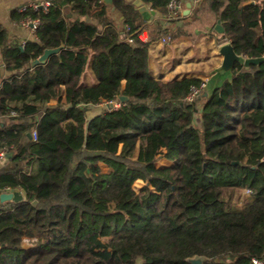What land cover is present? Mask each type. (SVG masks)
Returning <instances> with one entry per match:
<instances>
[{"label":"trees","instance_id":"trees-1","mask_svg":"<svg viewBox=\"0 0 264 264\" xmlns=\"http://www.w3.org/2000/svg\"><path fill=\"white\" fill-rule=\"evenodd\" d=\"M141 1L168 11L169 0ZM206 1L237 54L264 55V0ZM114 5L123 25L138 30L131 42L103 0H50L46 10L13 11L40 20L37 41L23 47L0 25L10 71L4 75L0 63V153L11 152L0 168V192L24 193L0 203V264L264 258V62H236L209 96L188 100L203 79L154 76L151 41L139 36L143 28L158 38L181 32L144 23L130 2ZM60 44L45 63L30 65ZM86 70L95 81L80 82ZM38 92L46 101L39 115L2 116L9 96ZM99 104L108 107L88 117ZM239 188L249 194L232 206L224 193ZM24 238L34 240L25 245Z\"/></svg>","mask_w":264,"mask_h":264},{"label":"crops","instance_id":"crops-1","mask_svg":"<svg viewBox=\"0 0 264 264\" xmlns=\"http://www.w3.org/2000/svg\"><path fill=\"white\" fill-rule=\"evenodd\" d=\"M42 1H46V0H0V25L5 29L6 36L12 43H16L20 47H23L24 44L28 41H37L36 32L32 31L30 27L26 25H22L20 23V20L22 18L20 16L16 15V17H12V15H13V11L15 10L17 12H20L19 8L24 4H28L30 2H42ZM125 1L129 2L127 0ZM190 1H191V6L187 8L186 4ZM180 2L183 4L181 16L167 23L164 21V14L160 10L153 9L149 5L143 3L147 6L149 11L153 10V13H151L150 18L148 20H145L142 17V15L139 13L137 8L131 2L130 3L136 8L138 13L141 15L144 23L151 24V26H154L156 25L157 22L158 23L160 22L161 24L163 23V27H170L171 29H174L181 27L183 25L182 23H186L189 17H191L195 13V9H196L195 8L196 4H194L192 0H180ZM106 6L109 9L110 16L115 21L116 26L119 28L123 27L124 26L123 20L120 12L116 9L114 5V0H112L111 6H108L107 4ZM63 12L66 18L72 19V17H74L70 6L68 12H65L64 10ZM83 19L95 22V20L92 17L84 16ZM185 26H186L185 27L186 33L190 34V29L187 28L188 25L186 24ZM141 32L151 41L150 70L154 76L161 75L164 79H169L184 74V75L198 76L203 79V77L200 75L201 73L193 69H190L189 68L191 66L190 62L185 61V59L186 58L188 59V56H190L189 53L191 49L189 47V44L185 48L186 51H183V53L181 52V56L183 58L173 63V65L169 64L170 67L168 65V59H171L170 58L171 55L180 50V46L178 43H183V42L186 43L188 41L187 38H184L183 35L184 32H181L178 36H176L175 39H173V41H176V44L174 43L173 45H172L173 41L171 44L162 43L161 41L158 40V37H156V35L151 34L146 28H143ZM210 45H212V42L210 43ZM162 49L165 50V52ZM0 63H1L2 73L4 75L9 74L10 71L5 69V65L2 60L1 53H0ZM185 64H187V66H185L187 67L186 70L183 69ZM181 68L185 71V73L181 72ZM93 81H95L93 75L90 74L89 71L87 70L80 78V82L90 83ZM203 81L205 80L203 79ZM45 102L46 101L44 99V95L41 92H38L34 95H11L5 101L7 109L5 111H2L1 114L3 117L27 115L30 116L31 118L32 115L37 116L42 112V110L46 106ZM95 114L97 113H94L93 115ZM7 157L8 156L6 155H0V168L7 165L8 163Z\"/></svg>","mask_w":264,"mask_h":264},{"label":"rangeland","instance_id":"rangeland-1","mask_svg":"<svg viewBox=\"0 0 264 264\" xmlns=\"http://www.w3.org/2000/svg\"><path fill=\"white\" fill-rule=\"evenodd\" d=\"M195 4V13L191 17H189L186 23H182L183 25L181 27L174 28V30L177 29L176 31H178L179 33L184 32V38H187L188 41L186 43H178L180 46V50L171 55V59H168V65H173V63L183 58L181 56V52L183 53V51H186L185 48L189 44V47L191 49L189 53L190 56H188V59L186 58L185 61H189L191 65L189 68L201 73L200 75L203 77V79L208 82L210 80L213 69L220 63L221 60V56L219 55L217 50L218 46L226 42V39L214 28L217 18L210 8L208 1L203 0ZM186 24L188 25L187 28L190 29V34L186 33ZM143 37L144 36H142V38ZM175 38L176 36L171 35V41H169L167 44H171L173 39ZM211 42L212 45H210ZM174 43L176 44V41H173L172 45ZM163 51L165 52V50ZM185 66H187V64L184 65V70L187 69V67ZM183 69L181 68V72L185 73ZM107 107L108 106L106 104L92 105L87 111V116L90 117L94 113L102 112ZM160 163L167 162L165 160H161ZM141 184L142 182L140 180H137L135 182V188L137 189ZM224 194L226 199H228L229 195H232L230 198V204L234 206L237 205L238 201L243 199L244 196L248 195L249 192L247 191V189L239 188L234 189L233 191L229 190ZM24 244L28 245L29 242L24 241Z\"/></svg>","mask_w":264,"mask_h":264},{"label":"water","instance_id":"water-1","mask_svg":"<svg viewBox=\"0 0 264 264\" xmlns=\"http://www.w3.org/2000/svg\"><path fill=\"white\" fill-rule=\"evenodd\" d=\"M108 6H111L112 0H103ZM131 2L139 11V13L142 15V17L145 20H148L150 18L151 13H153V10L149 11L147 6L143 4L141 0H127ZM253 3V1H248L246 4ZM187 8L191 6V1L186 4ZM63 10L65 12H68L69 6L66 4L63 6ZM215 30L217 32L221 33L223 32V27L221 26L220 20H216V24L214 26ZM64 47L63 44H60L59 46L52 47V48H45L43 52L37 56L36 58L32 59L30 61L31 66H35L37 64L45 63L48 59V57L51 54L58 53L62 48ZM218 53L221 56L220 63L213 69V72L211 74L210 80L208 82H205L203 91L198 94V97H207L209 96L213 89L220 85L225 79L229 78L231 76V72L233 69V66L236 62L243 64L245 67H248L250 64H258L261 62H264V55L259 57H250L245 58L244 56L237 54L231 43L226 40V42L220 44L218 46ZM126 95H120L118 97V100L121 102H124L127 100ZM30 137V134H27ZM6 156H10L11 152H8L5 154ZM234 161L233 163H235ZM24 193L22 190L18 188H10L7 191L0 192V203L7 201V200H13V201H19L23 198ZM191 264H202L205 258L203 256H193L187 259ZM137 264H142V259L137 258Z\"/></svg>","mask_w":264,"mask_h":264},{"label":"built area","instance_id":"built-area-1","mask_svg":"<svg viewBox=\"0 0 264 264\" xmlns=\"http://www.w3.org/2000/svg\"><path fill=\"white\" fill-rule=\"evenodd\" d=\"M201 0H192V2L195 4L197 2H199ZM50 5V1L46 0V1H42V2H30L28 4H24L22 5L19 10L23 11L25 10L27 7L32 8L33 10H37L39 8H42L43 10H46L48 8V6ZM182 6L183 4L180 2V0H169V2L167 3V13L164 15V21L170 22L175 18H178L179 16H181V12H182ZM20 23L22 25H26L28 27L31 28L32 31H35L36 28L40 25V20L38 18H32V17H27L25 19H21ZM122 31H121V36L127 40L128 42H131L133 39V35L134 33H136L138 30H132L129 24H124V26L122 27ZM139 36L142 38V36H144L142 39L145 41H150L145 35H143L142 32H140ZM159 41H161L162 43H168L171 40L170 36H159L158 38ZM205 85V81H203L199 86H191L190 87V92L187 96L188 100H193V98L195 96H198V94H200L204 88ZM111 104L112 107H118L119 106V102L117 101H111L109 102ZM108 106V105H107ZM32 137L35 138L36 137V132L33 130L31 133ZM0 155H4L3 152L0 153ZM32 240H34L33 238H24V241L27 242H31ZM251 264H264V258H257L254 257L251 259Z\"/></svg>","mask_w":264,"mask_h":264}]
</instances>
